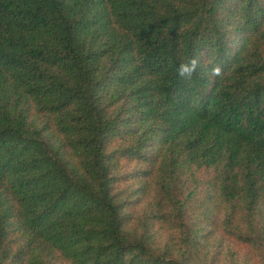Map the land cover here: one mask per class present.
I'll list each match as a JSON object with an SVG mask.
<instances>
[{
    "label": "trees",
    "instance_id": "trees-1",
    "mask_svg": "<svg viewBox=\"0 0 264 264\" xmlns=\"http://www.w3.org/2000/svg\"><path fill=\"white\" fill-rule=\"evenodd\" d=\"M224 249L264 264V0H0V264Z\"/></svg>",
    "mask_w": 264,
    "mask_h": 264
},
{
    "label": "clouds",
    "instance_id": "clouds-1",
    "mask_svg": "<svg viewBox=\"0 0 264 264\" xmlns=\"http://www.w3.org/2000/svg\"><path fill=\"white\" fill-rule=\"evenodd\" d=\"M202 56L203 53H201L200 55L192 56L191 58L182 61L177 67L178 76L182 80L190 81L194 74L202 67ZM208 75L213 78L220 77L222 75V67L218 64L212 65L208 69Z\"/></svg>",
    "mask_w": 264,
    "mask_h": 264
},
{
    "label": "rangeland",
    "instance_id": "rangeland-1",
    "mask_svg": "<svg viewBox=\"0 0 264 264\" xmlns=\"http://www.w3.org/2000/svg\"><path fill=\"white\" fill-rule=\"evenodd\" d=\"M202 208V207H201ZM200 208V209H201ZM212 247L209 249V251H212ZM243 253H245V251L241 252V254L238 255V258L236 259L235 256H231V254L229 253V250L224 249L222 251V254L219 255V262H221V264H242V258H243Z\"/></svg>",
    "mask_w": 264,
    "mask_h": 264
}]
</instances>
